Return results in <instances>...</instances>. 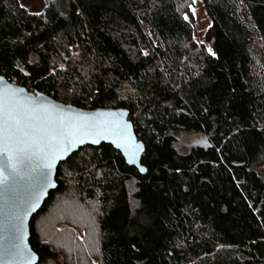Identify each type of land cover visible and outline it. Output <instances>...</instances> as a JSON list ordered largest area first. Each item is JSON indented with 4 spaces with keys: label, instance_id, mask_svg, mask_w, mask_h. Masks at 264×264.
Listing matches in <instances>:
<instances>
[{
    "label": "trees",
    "instance_id": "1",
    "mask_svg": "<svg viewBox=\"0 0 264 264\" xmlns=\"http://www.w3.org/2000/svg\"><path fill=\"white\" fill-rule=\"evenodd\" d=\"M45 1L30 12L0 0V75L80 108L129 110L147 171L106 143L61 163L31 221L38 264H264V0H202L211 52L184 18L193 0ZM182 133L208 141L179 151ZM67 197L90 210V259L40 230ZM61 225L83 227L50 230Z\"/></svg>",
    "mask_w": 264,
    "mask_h": 264
},
{
    "label": "snow or ice",
    "instance_id": "2",
    "mask_svg": "<svg viewBox=\"0 0 264 264\" xmlns=\"http://www.w3.org/2000/svg\"><path fill=\"white\" fill-rule=\"evenodd\" d=\"M184 18L188 19L187 16ZM22 91L8 90L0 94V154H6L7 158L6 166L0 165V232L11 236L14 241L20 239L27 210L13 214L8 206L10 203L14 206L12 198L20 188L16 181L25 175L23 166L28 162L35 159L44 162L47 171L40 180L39 190L42 191L43 185L49 183L55 161L77 143H83L85 137L92 138V143H98L100 138L115 136L117 147L124 148L129 162L142 149L128 134L129 126L121 124L115 113L70 116L16 94ZM101 116L109 118L100 119ZM140 171L145 169L141 168ZM34 204V201L29 202L30 207H34ZM21 254L22 249L16 243H12L11 247L0 244V257ZM7 264H11V261Z\"/></svg>",
    "mask_w": 264,
    "mask_h": 264
},
{
    "label": "water",
    "instance_id": "3",
    "mask_svg": "<svg viewBox=\"0 0 264 264\" xmlns=\"http://www.w3.org/2000/svg\"><path fill=\"white\" fill-rule=\"evenodd\" d=\"M23 89L22 92H17L16 94L22 98L27 97L35 100L37 103L41 105L48 106L50 108L55 109L59 113H64L70 116L77 115H95L100 113H115L116 118L120 121L121 124H127L128 134L131 136L132 141L136 144L142 146V149L137 153L132 162H129V156L125 154L123 147H117V138L115 136L108 135L104 138H100L98 143H92V138L85 137L83 143H77L73 146V148L66 154L62 155L61 158L57 159L51 169L49 174V183L43 185V190L40 191V180L44 177L47 169L44 165V162L35 159L27 163V165L23 166L25 175L23 177L17 178V183L20 185L19 190L13 196V203L9 204V209L15 214L17 211L27 210V215L23 218L22 229L19 233L20 239L13 240V238L7 235L4 232H0V244L4 247H11L12 243H16L19 245L20 249H22L21 255H13V256H3L0 257V264H7L8 261H11V264H38L39 255L36 250L32 247L30 243L31 237V221L33 217L43 208L46 200L49 198L50 193L55 190L58 186L56 176L57 170L61 163L66 161L73 153L77 152L80 148L90 145V146H99L102 143L110 144L115 149L119 150L124 156L126 162L130 166H135L139 171L141 168H144L145 171L141 173H146V167L142 165V156L145 152V144L142 140H140L136 134L135 127L131 120L129 119V110L125 108H97V109H84L77 107L71 103H64L62 101L56 100L53 97L45 94V93H36L30 91L25 86L20 84H16L6 78L5 75H0V94L8 91V90H16ZM100 119H106L109 117L101 116ZM116 141V142H114ZM208 141L206 139L203 143ZM212 146V145H211ZM7 158L6 154H0V165L6 166ZM7 173H5L6 175ZM35 189V191H33ZM34 201V207L29 206V202Z\"/></svg>",
    "mask_w": 264,
    "mask_h": 264
},
{
    "label": "rangeland",
    "instance_id": "4",
    "mask_svg": "<svg viewBox=\"0 0 264 264\" xmlns=\"http://www.w3.org/2000/svg\"><path fill=\"white\" fill-rule=\"evenodd\" d=\"M20 3L28 9L30 12H41L45 5V0H19ZM186 16L188 20L193 25L194 31V42L198 45H205L207 50L211 49L210 45L205 39V33L207 28L209 27L211 21L210 18L205 10L202 0H193L192 4L190 5V13H187ZM61 100L64 103H69V99L66 97H62ZM67 100V102H66ZM206 140L205 135L201 134H193V133H182L176 136V146L179 151H186L194 144H201L203 145L204 141ZM264 167H261L263 169ZM264 170V169H263ZM264 172V171H263ZM130 193L133 195L135 190V183L131 181L129 183ZM90 210L87 207H83L82 205H76L74 200L70 198H61L59 202H55L53 207L49 210V214L46 216H41L39 221V227L41 232H43L44 240L55 241V239L59 238V241H63L67 248L65 249L67 254L71 253L70 251L74 252H84L86 256L90 259L94 257L96 254V245H95V237H94V230L92 227V218L90 216ZM75 219L79 222V224L83 227H71L67 228L63 227L61 231L63 233H58L59 235L53 234L52 230H50V224L52 222L58 223L65 219ZM66 226V225H65ZM86 226V227H85ZM69 232L70 234L66 236V233ZM72 245L75 247H72ZM84 248V249H83ZM83 249V250H82ZM67 256L65 254H61L59 259V263H66Z\"/></svg>",
    "mask_w": 264,
    "mask_h": 264
},
{
    "label": "built area",
    "instance_id": "5",
    "mask_svg": "<svg viewBox=\"0 0 264 264\" xmlns=\"http://www.w3.org/2000/svg\"><path fill=\"white\" fill-rule=\"evenodd\" d=\"M17 84V83H16Z\"/></svg>",
    "mask_w": 264,
    "mask_h": 264
}]
</instances>
